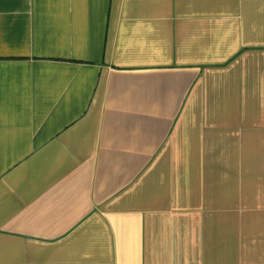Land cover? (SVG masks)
<instances>
[{"label":"crops","instance_id":"0c3cea01","mask_svg":"<svg viewBox=\"0 0 264 264\" xmlns=\"http://www.w3.org/2000/svg\"><path fill=\"white\" fill-rule=\"evenodd\" d=\"M0 264H264V0H0Z\"/></svg>","mask_w":264,"mask_h":264}]
</instances>
